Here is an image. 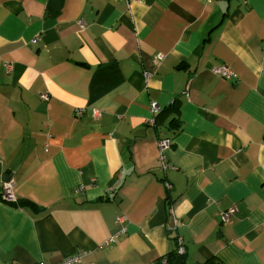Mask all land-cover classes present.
<instances>
[{
  "label": "crops",
  "instance_id": "crops-1",
  "mask_svg": "<svg viewBox=\"0 0 264 264\" xmlns=\"http://www.w3.org/2000/svg\"><path fill=\"white\" fill-rule=\"evenodd\" d=\"M7 180L0 264H264V0H0Z\"/></svg>",
  "mask_w": 264,
  "mask_h": 264
},
{
  "label": "built area",
  "instance_id": "built-area-1",
  "mask_svg": "<svg viewBox=\"0 0 264 264\" xmlns=\"http://www.w3.org/2000/svg\"><path fill=\"white\" fill-rule=\"evenodd\" d=\"M157 59L158 60H162L163 59V56L162 55H158L157 56ZM211 72L216 75V76H219V77H223V78H230L231 76V72L230 70L227 68V67H214L211 69ZM148 77V75H146ZM41 98L42 99H46L47 98V95L44 94V95H41ZM158 111V108L156 107L155 104L152 105V112L153 113H157ZM77 115H81L83 113V110H77ZM170 144V141L169 140H161L159 142V148L161 150H164L165 148H167ZM165 167V165H164ZM13 183L11 180H7L1 187V190H0V195H1V198L4 202L6 203H14L15 202V196H14V192H13ZM234 212V209H230L228 210L226 213H224L222 215V218L223 219H226L227 216L231 213ZM182 242L179 241V244H178V247H177V254L179 255H183L184 253V249L182 247ZM166 261V258L163 259V262ZM80 262V256L79 255H73L71 257H68L66 259H64L63 261H61L60 263H57V264H78ZM36 264H47V263H44V262H39V263H36Z\"/></svg>",
  "mask_w": 264,
  "mask_h": 264
},
{
  "label": "trees",
  "instance_id": "trees-1",
  "mask_svg": "<svg viewBox=\"0 0 264 264\" xmlns=\"http://www.w3.org/2000/svg\"><path fill=\"white\" fill-rule=\"evenodd\" d=\"M175 113H177V112L175 111L174 105H171V107L166 108L164 110H161L158 113V115L156 116L155 120L159 124H161V123H163L164 118H166V120L168 122L167 127L173 128L175 126L176 128H178L180 121L178 120L177 115ZM158 264H184V260H183V257L181 255L174 252V253L166 256L165 262H163V260H162V262L159 261Z\"/></svg>",
  "mask_w": 264,
  "mask_h": 264
}]
</instances>
